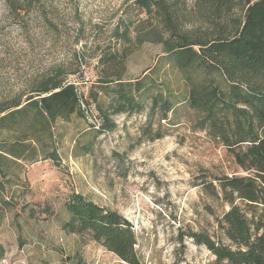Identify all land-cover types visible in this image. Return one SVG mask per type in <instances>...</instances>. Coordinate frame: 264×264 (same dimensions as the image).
Returning a JSON list of instances; mask_svg holds the SVG:
<instances>
[{
	"label": "rangeland",
	"instance_id": "obj_1",
	"mask_svg": "<svg viewBox=\"0 0 264 264\" xmlns=\"http://www.w3.org/2000/svg\"><path fill=\"white\" fill-rule=\"evenodd\" d=\"M17 1L24 8L15 16L0 0V107L24 101L51 77L74 87L84 118L52 119L56 157L25 165L6 184L1 179L0 255L10 264H61L76 254L84 264H126L62 230L66 203L77 195L131 224L139 264H217L189 235L218 237L215 221L228 206L197 184L244 173L200 131L184 100L166 119L150 102L140 112L115 114L102 90L118 72L123 83H134L156 67L162 90L182 98L188 92L181 75L159 61L160 46L134 41L132 25L147 19L137 0ZM186 11L184 29L203 33L191 2ZM149 20L143 28L154 25Z\"/></svg>",
	"mask_w": 264,
	"mask_h": 264
},
{
	"label": "trees",
	"instance_id": "obj_2",
	"mask_svg": "<svg viewBox=\"0 0 264 264\" xmlns=\"http://www.w3.org/2000/svg\"><path fill=\"white\" fill-rule=\"evenodd\" d=\"M5 1L15 16L24 8L17 0ZM189 2L206 26L201 34L184 29ZM136 4L147 19L132 25L134 41L160 46L159 61L181 75L188 92L182 98L162 90L156 67L134 83H123L118 72L115 81L105 79L102 89L110 109L131 114L150 102L151 111L166 119L178 102L185 101L200 131L221 144L244 173L202 178L197 186L203 194L228 209L216 218L218 237L192 233L189 238L209 251L217 264H264V0H137ZM149 19L154 25L143 28ZM113 58L110 55L107 63ZM31 93L24 101L13 99L0 107V189L1 179L6 184L17 178L25 165L56 157L52 119L84 118L70 84L49 77ZM65 208L69 219L62 230L67 234L101 244L126 264L140 263L133 228L119 213L77 195ZM61 264L84 262L76 254Z\"/></svg>",
	"mask_w": 264,
	"mask_h": 264
},
{
	"label": "built area",
	"instance_id": "obj_3",
	"mask_svg": "<svg viewBox=\"0 0 264 264\" xmlns=\"http://www.w3.org/2000/svg\"><path fill=\"white\" fill-rule=\"evenodd\" d=\"M0 264H10V263H8V259L6 257H0Z\"/></svg>",
	"mask_w": 264,
	"mask_h": 264
}]
</instances>
